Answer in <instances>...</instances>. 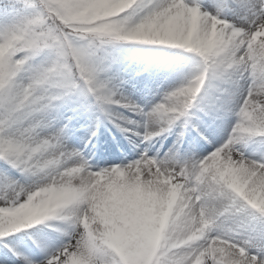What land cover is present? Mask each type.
I'll use <instances>...</instances> for the list:
<instances>
[{"label":"snow or ice","instance_id":"obj_1","mask_svg":"<svg viewBox=\"0 0 264 264\" xmlns=\"http://www.w3.org/2000/svg\"><path fill=\"white\" fill-rule=\"evenodd\" d=\"M0 14L10 20L0 28V160L40 177L26 187L0 169V264H264V155L241 150L264 138V0H219L214 12L198 0H2ZM114 41L189 50L199 70L144 112L99 78L98 50ZM233 77L248 81L221 105L236 122L200 158H181V131L162 157L145 150L94 170L64 143L68 125L47 119L86 84L105 114L113 104L144 114L150 141L188 128L207 80ZM53 218L69 225L59 245L7 239Z\"/></svg>","mask_w":264,"mask_h":264},{"label":"rangeland","instance_id":"obj_2","mask_svg":"<svg viewBox=\"0 0 264 264\" xmlns=\"http://www.w3.org/2000/svg\"><path fill=\"white\" fill-rule=\"evenodd\" d=\"M207 0H198V2L203 6V9L206 11H215V4L219 2V0H212L211 6L206 4ZM209 1V0H208ZM207 1V2H208ZM231 2V0H230ZM227 14L231 17L232 12L229 9L225 10ZM15 18V17H13ZM0 20L2 21L3 25L6 23L10 22V20L6 19L3 14H0ZM128 51V52H137L140 55V60L133 61L130 60L126 63H123L124 61L123 58L120 56L122 52ZM99 60L102 61L101 67L104 68V71L99 72V78L103 81L108 82L109 84H114V82L117 81H112L111 79L115 76L114 73L116 71H119L121 67L123 68V79L121 85V89L123 90V95L130 98L129 91L127 89V85L130 82L131 77L127 76V71L131 72V75L134 77L137 76L138 73H142L145 71H148L150 68H152L154 65L155 57L158 59L156 65H161L162 68H160L159 73H167V71H170L174 68H178V70L174 71V76L173 77V86H180L181 84L185 83L187 80L191 79L192 76L199 70L198 65H199V56L196 53H193L189 50L185 49H179L171 45H161V44H153L150 42L146 41H114V42H109L106 44H103L100 46L98 53H97ZM118 55V56H117ZM155 55V56H153ZM50 59V56L47 52L42 54L40 57L37 58L39 62H44L47 63L48 60ZM139 69H138V68ZM128 68V69H127ZM137 68V69H136ZM159 68V67H158ZM21 76H24L26 74L21 73ZM127 76V77H126ZM233 79L237 80L236 84L231 83L228 79H211L207 80L205 83L204 88L201 90V93L198 94L199 98V104H203L204 106H208L211 109L212 106L210 104L214 103H219L221 101L229 100V94L232 91H235L239 89L241 92H245L248 86V81L243 80V79H238V77H233ZM125 89V91H124ZM127 89V90H126ZM227 89L228 91H225ZM162 93L164 90H161ZM154 94V93H153ZM158 93H155L154 95L156 96ZM150 98L149 101H147V105L149 103H152L154 97L149 95H145ZM89 101L92 103V106L89 108V110H92L93 113L90 116H85V117H77L80 115L79 110H81L82 106L87 105ZM158 99L156 100V102ZM63 108L65 109L64 111ZM197 106H195V101H194V107L191 109L192 113L193 110L196 109ZM101 111L99 104L95 100V96L88 91L87 85L84 84L82 86L81 91L77 92L74 96H72L69 100L68 103H63L61 106L51 112L47 119L52 121L55 127H62L65 125V121L67 122V116H71V118H75V120L72 121L77 126H84L86 123L90 124L89 128H92V130H97L99 129L102 125H100L96 120L93 119L95 116L96 112ZM197 113H200V111L197 110ZM219 118L212 117L209 126H207V133H199L197 136L200 139V142L194 141V139H190L189 133H184L183 137H181V151L180 155L182 159H195V158H200L203 156H206L209 154L211 151H213V145H205V142H207V136H214L218 137L222 131L225 130L223 127V124L225 122V117L228 116V126L226 125V132L223 133L222 139L218 141V146H220L222 143L225 142V140L228 138L229 134L231 133V129L236 122L237 116L236 113L233 112H225L222 111L218 114ZM77 117V118H76ZM55 118V119H53ZM68 125V124H67ZM192 126L193 130L197 129L199 130V122H196ZM70 126V125H69ZM71 127V126H70ZM125 129H127V139L129 142L133 141L132 136L133 133L132 131L135 130L131 125L127 126ZM181 129V128H180ZM132 130V131H129ZM51 131L49 128L44 129V133L46 134L47 132ZM77 129L75 131H69L68 127L65 130V136H64V143H68L69 140V134H75ZM102 131L108 132L107 129H102ZM180 132L177 134H174L173 138L177 139L179 136ZM206 137V139H205ZM188 139V141L186 140ZM225 139V140H224ZM224 140V141H223ZM87 141L89 144H96L93 139H85L83 140ZM171 141V140H170ZM223 141V142H221ZM264 142V138L262 137H254L252 140L249 141L247 144L248 147H250V144L252 143H259ZM81 142L82 145H85ZM190 145L192 146L190 148ZM70 146L67 145V148L69 149ZM262 150L259 152V158L264 155V143H262ZM242 151H246V148H242ZM84 152V150H82ZM80 151V153L84 156L85 159H87L88 162L91 160V157H88L84 155V153ZM166 151L162 149L160 156L162 157ZM150 154V153H149ZM140 156V155H139ZM137 157L136 159H138ZM89 165L94 169V170H99L102 168H106L109 166H114V165H121L117 161L110 160L109 162H99L96 165H93L89 163ZM0 169H4L6 171L7 177L11 180H18L21 184H24L26 187L32 183H34L36 180L40 179L39 176H32L25 174L21 172L19 169H16L14 167H11L10 165H7L4 163L3 160H0ZM6 181L4 178V175H0V198H2L5 195L6 192V187H5ZM8 195H11V190H7ZM26 198V197H25ZM3 204V200L0 199V205ZM69 227L68 223L65 221H61L58 219H49L46 221H42L37 225H33L30 228L26 229H21L17 233L10 234V236L7 238L8 240H12L13 238L19 239L20 237H25L28 244H30L33 248L36 247V245L33 243V237L35 239L40 240V241H45L47 240L48 242H55L56 245H59L63 242L66 241V237L63 234V230L67 229ZM5 238H0V240H3ZM3 244L0 243V248H3ZM39 252L40 250L37 249ZM41 258L42 255H41Z\"/></svg>","mask_w":264,"mask_h":264},{"label":"bare ground","instance_id":"obj_3","mask_svg":"<svg viewBox=\"0 0 264 264\" xmlns=\"http://www.w3.org/2000/svg\"><path fill=\"white\" fill-rule=\"evenodd\" d=\"M207 1L206 4L211 6L212 0H209L208 2ZM120 56L123 58V63H126L130 60L137 61L141 59L140 55L137 52L135 53V51H124ZM153 59H155L156 61L153 64L154 66L148 71L138 73L135 77L131 75L132 71L129 72L126 70V72L128 73L127 76L131 77L129 84L127 85V89L131 96L130 99L141 108H143L144 112L151 110V108L155 104L162 102L165 93L170 92L176 88V86H173L172 76H174V71L178 70V68L176 67L170 71H167V73L160 74L159 70L160 68H162V66L156 65L158 59H156L155 57H153ZM123 74V68L121 67L119 71H116V73H114L115 76L111 79L112 81H116L117 79V81L114 82V84H109V87L113 88L117 96L123 94V90L121 89V86H119L123 82ZM161 90H164L163 92H166L162 93ZM153 93L158 94L155 96ZM151 94L154 99L152 103H149V105H147L146 103L150 100V98L145 95L151 96ZM157 99L158 101L156 102ZM227 101L228 100H223L219 103L210 104L213 110L220 109V111H214V116H209L205 112L200 111L198 98L197 101H195V106H197V108L193 110L192 123L188 126L187 129L183 128L181 122H177L176 126H174L169 132L164 133L161 136L154 137L150 141H146L143 138V132L145 131L147 117L140 112L132 111L131 109L125 107L123 104L109 105V114H105L103 111L96 112L93 119L96 120L98 118L97 121L100 122V125H102L97 130H92V128H89V123H86V125L84 126L75 125L74 123H72L75 118H71V116L68 115L66 119L67 122L65 121V123L68 124V130L73 132L75 131V129H77V133L68 135L70 137V141H68L66 145L70 146L69 150L75 149L81 152H83L82 150H84V155H86L87 158L91 157V160H89L90 162L88 163H91L93 165H96L99 162H109L110 160L117 161L119 164H126L139 157V155H141L145 150H147L150 155L155 156L158 153L160 155L162 149L167 152L168 149L171 148L174 143H176L177 139H175V137L173 138V136L174 134H178L181 131H183L184 133H189L188 138L194 139V141L196 142H200V139L197 135L199 133H207L206 127L209 126L211 118L218 116L220 112L224 111L221 108V105L226 104ZM89 103L90 104H88L87 102V105L81 107V110H79L80 115L77 117L92 115L93 111L89 110V108L92 106V103L90 101ZM64 110L65 109L63 108L62 111ZM197 110L200 111V113H197ZM228 118V116L225 117V122L223 124L225 130L222 131V133L218 137L207 136L208 139L207 142H205L206 146L213 145V149L217 147L218 141L222 139L223 133L226 132V125L228 126L229 124ZM196 122H199V130H193V128H191ZM129 125L135 128V130L133 131L129 130L133 133V141L131 142H129V140L127 139L128 130H124ZM107 128L109 133L102 131V129ZM85 139H94L96 144H89L87 143V141H84L83 143V140ZM186 140L188 141L187 138ZM81 142L85 145H82ZM244 148L247 149L246 151L244 150L245 154L250 158L259 159V152L263 147L262 143L260 142L259 144L252 143L250 144V147L246 145ZM179 151H181V147Z\"/></svg>","mask_w":264,"mask_h":264},{"label":"trees","instance_id":"obj_4","mask_svg":"<svg viewBox=\"0 0 264 264\" xmlns=\"http://www.w3.org/2000/svg\"><path fill=\"white\" fill-rule=\"evenodd\" d=\"M0 28H3L2 25H1V23H0Z\"/></svg>","mask_w":264,"mask_h":264}]
</instances>
